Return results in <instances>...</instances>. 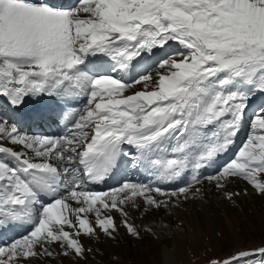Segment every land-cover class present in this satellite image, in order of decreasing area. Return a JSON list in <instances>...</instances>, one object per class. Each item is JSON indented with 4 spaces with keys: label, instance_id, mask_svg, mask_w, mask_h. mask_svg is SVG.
Segmentation results:
<instances>
[{
    "label": "snow or ice",
    "instance_id": "obj_1",
    "mask_svg": "<svg viewBox=\"0 0 264 264\" xmlns=\"http://www.w3.org/2000/svg\"><path fill=\"white\" fill-rule=\"evenodd\" d=\"M236 181L264 197V0H0V234L22 232L0 264L86 261L120 227L160 240L133 213L234 203ZM209 264H264V244Z\"/></svg>",
    "mask_w": 264,
    "mask_h": 264
},
{
    "label": "rangeland",
    "instance_id": "obj_2",
    "mask_svg": "<svg viewBox=\"0 0 264 264\" xmlns=\"http://www.w3.org/2000/svg\"><path fill=\"white\" fill-rule=\"evenodd\" d=\"M232 188V192L240 188V193L249 190L252 194L250 197L242 194L243 199L234 200V203L228 200H226L227 203L224 201V205L230 206L225 208L226 213L222 212L223 208L212 207L213 212L219 214L214 219L216 223L212 226H209L205 221L206 215L200 217V220L202 219L200 221L201 227L204 230L201 241H203L205 251L189 264L195 262L209 264L212 258H226L237 250L264 244V197L257 195L243 181L230 184L228 191ZM217 195L221 196L220 193L216 192L209 198ZM180 224L176 222L174 229ZM115 236L116 239L107 237L108 239L102 242H84L86 247L92 249V252L88 254L86 261L80 260L76 264H163L161 258L162 244L152 236L142 235L141 239H136L128 235L124 228L119 230ZM165 240V244L170 243L168 238ZM58 261L56 263L61 264V261ZM72 261L74 260H65L62 264H71ZM202 261L205 262L201 263Z\"/></svg>",
    "mask_w": 264,
    "mask_h": 264
},
{
    "label": "bare ground",
    "instance_id": "obj_3",
    "mask_svg": "<svg viewBox=\"0 0 264 264\" xmlns=\"http://www.w3.org/2000/svg\"><path fill=\"white\" fill-rule=\"evenodd\" d=\"M240 138L237 140V146L240 145L239 144ZM239 189L240 188H237L234 191L240 192ZM229 191H233V188L229 189ZM216 192L217 191L215 190V188H210L206 191V194L203 197V199H198L195 201L190 200L186 203H182L179 208H174L169 213H165L164 211H161L158 213L150 214L147 217H145L143 222H141L139 219L140 216L139 213H133V216L135 217L137 224H142L143 226L152 227L156 231V233L162 237V240L160 241L158 240V242H160L161 244H165L164 243L166 242L165 238H168L170 242L168 243V245L173 246V252L171 253V258L175 261V264H189L192 260L197 259L203 251H205L203 241H201L204 230L201 227L202 225L200 221L202 219L200 220V217H204V215H206L204 217L205 221L209 226H212L216 223L214 219L217 218L219 214L213 212L211 208L212 207L223 208L222 212L226 213L225 208L230 207L227 206L228 204L227 205L223 204V202L226 201L223 195L221 196L217 195L215 197L209 198L210 195L215 194ZM247 193H248V195H246L247 197H250L252 194L249 190H247ZM242 194L243 193H241L240 196L234 197V200L236 201L239 199H243V197H241ZM113 215L116 217V220L119 223L120 220L119 215L116 213H113ZM176 222L181 223L183 225V228L174 229ZM119 230H123V227H120ZM20 235H22V232L20 231L0 234V245L7 243L13 237H19ZM142 235L150 236L147 234H142ZM107 239L108 238L106 236L101 234L98 240L84 239V242L95 243V242H102L103 240H107ZM58 260L61 261V264L65 260L71 261V259L63 258V257L58 258ZM57 261L40 259V260H33L31 263L57 264L56 263ZM76 262L77 261H72L71 264H76ZM203 262L205 261H202L201 263ZM192 264H198V263L195 262Z\"/></svg>",
    "mask_w": 264,
    "mask_h": 264
}]
</instances>
